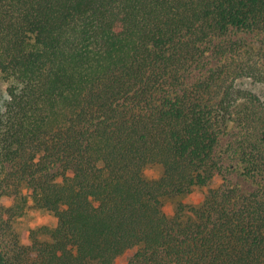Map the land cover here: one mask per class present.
<instances>
[{
  "label": "trees",
  "instance_id": "obj_1",
  "mask_svg": "<svg viewBox=\"0 0 264 264\" xmlns=\"http://www.w3.org/2000/svg\"><path fill=\"white\" fill-rule=\"evenodd\" d=\"M234 31L264 34V0H0V176L56 218L0 264H264V190L212 185L234 106L264 107L238 81L264 85V41Z\"/></svg>",
  "mask_w": 264,
  "mask_h": 264
},
{
  "label": "rangeland",
  "instance_id": "obj_2",
  "mask_svg": "<svg viewBox=\"0 0 264 264\" xmlns=\"http://www.w3.org/2000/svg\"><path fill=\"white\" fill-rule=\"evenodd\" d=\"M230 39H244L250 45H259L264 41V34L234 31ZM210 46V45H209ZM238 63L237 56L210 57L209 66H224L234 76V68ZM264 69V59L261 61ZM193 72L191 78H195ZM239 84L256 93L264 104V85L252 81L251 78H239ZM8 100L7 83L0 75V110ZM234 121L229 130L223 134L217 144L215 154L221 171L212 185L226 184L238 189L241 194H248L259 189L264 190V107L251 101L241 100L233 108ZM260 164L261 171L258 167ZM262 165V166H261ZM14 170L8 167L0 176V250L8 257L17 254L18 246L29 244L37 229L43 226H54L56 218L53 213L37 209L29 199V190L24 184L15 182ZM144 176L149 180L159 179L163 168L159 164H150L144 168ZM206 188L198 187L190 193L165 196L162 208L172 215L176 207L183 203L198 206L203 200ZM41 239H47L42 236ZM133 250L120 255L114 264H126Z\"/></svg>",
  "mask_w": 264,
  "mask_h": 264
}]
</instances>
